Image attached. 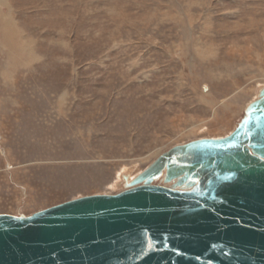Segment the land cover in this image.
<instances>
[{
	"label": "rangeland",
	"instance_id": "rangeland-1",
	"mask_svg": "<svg viewBox=\"0 0 264 264\" xmlns=\"http://www.w3.org/2000/svg\"><path fill=\"white\" fill-rule=\"evenodd\" d=\"M263 87L264 0H0V215L118 194Z\"/></svg>",
	"mask_w": 264,
	"mask_h": 264
},
{
	"label": "water",
	"instance_id": "water-1",
	"mask_svg": "<svg viewBox=\"0 0 264 264\" xmlns=\"http://www.w3.org/2000/svg\"><path fill=\"white\" fill-rule=\"evenodd\" d=\"M123 181L0 215V264H264V87L227 137L175 146Z\"/></svg>",
	"mask_w": 264,
	"mask_h": 264
},
{
	"label": "bare ground",
	"instance_id": "bare-ground-1",
	"mask_svg": "<svg viewBox=\"0 0 264 264\" xmlns=\"http://www.w3.org/2000/svg\"><path fill=\"white\" fill-rule=\"evenodd\" d=\"M9 37V36H8ZM10 38V37H9ZM17 54H19V52H17ZM218 75V74H217ZM233 76V75H232ZM213 77V76H212ZM245 80V79H244ZM224 91V90H223ZM223 91H222V93H223ZM241 91V90H240ZM246 91V90H245ZM226 95V94H225ZM241 97V96H240ZM244 111V110H243Z\"/></svg>",
	"mask_w": 264,
	"mask_h": 264
}]
</instances>
